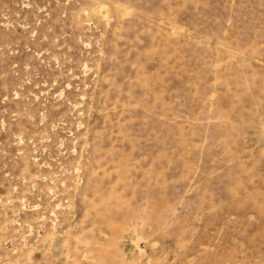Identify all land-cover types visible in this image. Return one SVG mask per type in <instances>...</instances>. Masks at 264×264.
Returning <instances> with one entry per match:
<instances>
[{
	"label": "rangeland",
	"instance_id": "1",
	"mask_svg": "<svg viewBox=\"0 0 264 264\" xmlns=\"http://www.w3.org/2000/svg\"><path fill=\"white\" fill-rule=\"evenodd\" d=\"M0 264H264V0H0Z\"/></svg>",
	"mask_w": 264,
	"mask_h": 264
}]
</instances>
